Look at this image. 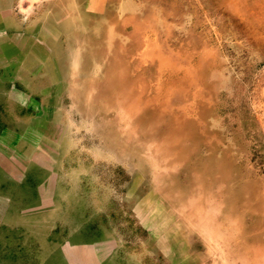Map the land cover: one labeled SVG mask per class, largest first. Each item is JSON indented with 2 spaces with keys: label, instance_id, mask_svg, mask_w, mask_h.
Listing matches in <instances>:
<instances>
[{
  "label": "rangeland",
  "instance_id": "rangeland-1",
  "mask_svg": "<svg viewBox=\"0 0 264 264\" xmlns=\"http://www.w3.org/2000/svg\"><path fill=\"white\" fill-rule=\"evenodd\" d=\"M78 2L62 114L0 177L30 254L0 264H264V0Z\"/></svg>",
  "mask_w": 264,
  "mask_h": 264
},
{
  "label": "crops",
  "instance_id": "crops-1",
  "mask_svg": "<svg viewBox=\"0 0 264 264\" xmlns=\"http://www.w3.org/2000/svg\"><path fill=\"white\" fill-rule=\"evenodd\" d=\"M78 20V0H0L1 178L21 177L14 159L27 167L24 146L47 145L46 131L63 110L64 38L78 31Z\"/></svg>",
  "mask_w": 264,
  "mask_h": 264
},
{
  "label": "trees",
  "instance_id": "trees-1",
  "mask_svg": "<svg viewBox=\"0 0 264 264\" xmlns=\"http://www.w3.org/2000/svg\"><path fill=\"white\" fill-rule=\"evenodd\" d=\"M37 178H38V169L36 168V169H33V171L31 170L30 172H28L27 178H26L25 182L22 183V186L24 187V185L26 183H29V184H32L30 186H31L32 189H34L35 186H36V184L38 183ZM3 186H1L0 189L1 188L3 189ZM24 192H25V194H28L29 193L28 191L26 192L25 190H24ZM6 193L7 192L4 190L3 191V194L7 195ZM31 193L35 197L36 191L34 190V192L32 191ZM31 193H29V194H31ZM18 199H19V197L18 196H15L14 193L11 195V203H10L11 204V207L9 209V213L12 214V216H13L14 219H15V217H14V210L18 207V203H19L18 202ZM73 216H75V214L74 213H71L70 214V217H73ZM95 225H98V223L95 224ZM2 226H3V228H5V229L8 230V227H9L8 225H5L4 224ZM16 227L19 228L18 226H16ZM54 229L55 230L53 231V233L59 235V238H61V239L64 238V239H69V240H72L73 239L72 236H73L74 233H72L73 232L72 225H62L61 223H57L55 225V228ZM13 236H15V231L11 229L9 234L7 233V235L4 236L3 239H0V246L2 245L3 242H5L6 243V249H10L11 250V257L12 258H16V256H17L16 253L17 252L18 253H24L25 256L27 254H30L29 253V250L31 248L28 246L29 243H26V245H23L21 242H18V244H16V245H14L13 243L11 244V241H12L11 237H13ZM51 239H52V236L50 235L48 237V240H51ZM60 242H63V241H60ZM31 255H34L33 252L31 253Z\"/></svg>",
  "mask_w": 264,
  "mask_h": 264
},
{
  "label": "bare ground",
  "instance_id": "bare-ground-1",
  "mask_svg": "<svg viewBox=\"0 0 264 264\" xmlns=\"http://www.w3.org/2000/svg\"><path fill=\"white\" fill-rule=\"evenodd\" d=\"M96 5H98V4L95 3V5H93V6H96ZM94 13H95V12H94ZM170 212H171V211H170ZM171 213H172V212H171ZM172 215H174V214H172ZM166 221L168 222V220L166 219L164 222L161 221V223H165ZM167 222H166V223H167ZM169 224H170V222H169ZM169 224H168V225H169ZM200 234H201V233H200ZM198 235H199V234H198ZM203 235H204V234H203ZM178 236H179V235H178ZM182 239H183V238H182ZM204 240H205V239H204ZM202 241H203V240H202ZM208 242H209V241H208ZM203 243H204V242H203ZM213 244H214V243H213ZM182 245H183V244H182ZM186 246H187V245H186ZM187 247H188V246H187ZM214 249H215V248H214ZM205 252H206V251H205ZM214 252H215V251H214ZM187 253H188V252H187ZM208 254H209V253H208ZM221 256H222V255H221ZM210 257H211V256H210ZM212 257H213V256H212ZM212 257H211V258H212ZM216 257H217V256H216ZM189 258H190V257L187 258L188 261H190ZM220 259H221V258H220ZM218 260H219V258H218ZM238 262H239V261H238Z\"/></svg>",
  "mask_w": 264,
  "mask_h": 264
}]
</instances>
